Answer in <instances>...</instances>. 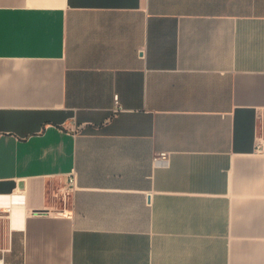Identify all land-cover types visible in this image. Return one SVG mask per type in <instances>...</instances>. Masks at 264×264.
Returning <instances> with one entry per match:
<instances>
[{
    "label": "crops",
    "instance_id": "crops-1",
    "mask_svg": "<svg viewBox=\"0 0 264 264\" xmlns=\"http://www.w3.org/2000/svg\"><path fill=\"white\" fill-rule=\"evenodd\" d=\"M263 112L264 0H0V264H264Z\"/></svg>",
    "mask_w": 264,
    "mask_h": 264
},
{
    "label": "built area",
    "instance_id": "built-area-1",
    "mask_svg": "<svg viewBox=\"0 0 264 264\" xmlns=\"http://www.w3.org/2000/svg\"><path fill=\"white\" fill-rule=\"evenodd\" d=\"M113 102H114V106L112 108V111L117 112L121 110L119 106V99L117 94H114ZM254 152L257 154H264V112L261 116V122L259 128H257L255 133ZM165 155H166L165 153L159 154L154 158L155 159L154 161L155 162L160 161L165 157ZM74 190H75L74 176L72 174H68L65 183L59 188L58 191L64 199H67L72 195ZM68 215L71 216V214Z\"/></svg>",
    "mask_w": 264,
    "mask_h": 264
}]
</instances>
